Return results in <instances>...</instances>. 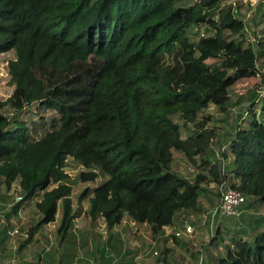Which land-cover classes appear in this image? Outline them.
<instances>
[{
    "label": "trees",
    "instance_id": "16d2710c",
    "mask_svg": "<svg viewBox=\"0 0 264 264\" xmlns=\"http://www.w3.org/2000/svg\"><path fill=\"white\" fill-rule=\"evenodd\" d=\"M236 11L222 0H0V55L15 56L13 91L0 99V258L28 264L21 249L37 241L43 254L30 264H73L87 245L72 229L76 183L86 186L80 200L92 222L111 230L128 216L159 239L178 216L201 211L208 178L245 203L237 217L210 216L216 236L202 264H264V95L242 88L259 76L264 83V40L244 45ZM232 105L239 112L226 131L207 127V109L229 114ZM176 153L197 171L193 179L171 170ZM67 159L83 169L74 179ZM28 201L36 218L10 235ZM230 219L239 220L234 228ZM54 222L59 248L40 234ZM25 231L18 250L5 253ZM172 240L164 237L153 264H171L174 250L188 247ZM123 243L109 233L100 260L133 264Z\"/></svg>",
    "mask_w": 264,
    "mask_h": 264
},
{
    "label": "rangeland",
    "instance_id": "374dc122",
    "mask_svg": "<svg viewBox=\"0 0 264 264\" xmlns=\"http://www.w3.org/2000/svg\"><path fill=\"white\" fill-rule=\"evenodd\" d=\"M222 1L225 4L231 3L237 10V17L244 22L245 30L247 32L246 41L244 43L245 46H255L257 42L264 40V0ZM200 32H203V27L200 29ZM14 57L12 51L0 55V99L3 100L8 98L13 91V85L10 83V75L8 73V63L10 60H13ZM258 66L264 76V58H261L258 61ZM242 88H254L260 96L264 95V83H261L260 76L251 79L249 82L245 83ZM239 92L242 91L240 90ZM229 96L233 104L237 100L238 93L230 90ZM238 109V106L232 105L230 106L229 114H220L215 108L210 107L205 111L211 118L207 127H213L216 129L217 134H221L223 131L227 130L228 122L235 119V116L239 112ZM5 112L6 114L11 115L10 108H7ZM174 121L183 126V123L177 118H174ZM188 127L192 129L193 125H189ZM182 130L183 137H186L187 129L182 127ZM214 144L216 148H218L220 145L219 140L215 139ZM82 170L83 169L76 165L71 159H67L65 171L72 179H74ZM171 170L188 179H193L197 173V171L192 169L179 153L175 154V160L171 164ZM96 184H101V181L99 180ZM201 186L206 190L204 191V194L200 196L201 211L198 213L191 212V215L188 217L178 216L177 225L173 228H167L164 233V237L168 239V245L173 246L172 237L175 236L176 232H181L184 229V227L181 228V226H179L180 222L192 227V232L188 234V236L183 235L182 238L176 237L177 240H187L188 247L183 249L176 248L170 257L171 264H202L204 261L202 248L204 245L209 244L216 236L217 223H213L212 221L210 223V216L219 203V197L216 198L213 194L219 191L220 187L210 183L208 178L204 179ZM84 189H86L85 185L76 183L72 187V193L70 195L72 213L73 216H75L72 220L73 232L78 237V240L82 238L87 239V245L84 248H81L80 246L78 247L77 256L75 257L73 264H108L107 262L100 260V253L97 252V249L99 246H102V241L106 240L109 233L119 234L124 242L123 248L132 251L131 257L133 264H153L152 261L155 257L154 252H159V248L165 245L164 237L159 239L153 238L149 229L144 226H138L128 216H124L121 223L113 227L111 230H109L100 219L96 222H92L86 214L88 209V199L84 198L80 200V195ZM205 194L206 196H204ZM209 197L213 198V204L209 202ZM28 202L30 203H27L26 206L21 209L25 212L20 219L22 222L27 219L36 218L33 202ZM60 212L61 209L58 212V216H60ZM58 218L59 217H57V222ZM207 220L209 222L208 225L206 224ZM238 221L239 220L230 219L228 220V224L234 228ZM57 222L43 228L40 234L45 235L49 240L50 246L59 248V236L55 231L58 224ZM231 234L232 233H229V236ZM36 239L38 240V236ZM42 243L43 242L37 243L36 241L32 249H27L26 252L23 253L28 261L32 260V262H34L39 255L43 254L44 248L42 247L44 246V243ZM213 252L215 255L220 254L219 251L216 250ZM220 252L222 251L220 250ZM198 253L199 255L196 257L197 259H195L193 254L195 256ZM80 259L81 261H79ZM54 263L56 264V261ZM111 264H115V261Z\"/></svg>",
    "mask_w": 264,
    "mask_h": 264
},
{
    "label": "built area",
    "instance_id": "2783aa9c",
    "mask_svg": "<svg viewBox=\"0 0 264 264\" xmlns=\"http://www.w3.org/2000/svg\"><path fill=\"white\" fill-rule=\"evenodd\" d=\"M21 198L18 197L17 200ZM245 203L244 196L237 190L227 188L223 184L220 186V197L219 203L216 206L215 210L212 212L211 216L214 218L215 216H223V217H237L240 215L242 206ZM192 232V227L190 225H185L183 231L176 232L175 237L182 238L183 235L188 236ZM14 232H10L12 235ZM156 255L157 253L154 252ZM2 264H15L12 261H4Z\"/></svg>",
    "mask_w": 264,
    "mask_h": 264
},
{
    "label": "crops",
    "instance_id": "0c3cea01",
    "mask_svg": "<svg viewBox=\"0 0 264 264\" xmlns=\"http://www.w3.org/2000/svg\"><path fill=\"white\" fill-rule=\"evenodd\" d=\"M25 214V212L24 211H22V210H20V211H18V213L17 214H15V215H13L12 216V218L10 219V225H15L16 224V227H14V231H16L17 229H18V226L21 224V223H23V222H29V221H27V220H30V219H27V220H25V221H21L20 219H21V217H22V215H24ZM3 216H1V221H0V223H3ZM167 230V229H166ZM13 230H12V232H14ZM10 233V232H9ZM21 236L22 237H19V238H16L15 237V241H10L11 242V244L10 243H7V246H9V247H7V248H3V250H4V252L5 253H10V251L11 252H13V251H16V250H18V248H19V245H22L21 244V242H23L24 240L26 241V237H27V234H26V231H25V234H21ZM23 239V240H22ZM16 240L17 241H19L18 243L16 242ZM10 244V245H9ZM11 249V250H10ZM26 247H23L22 249H21V253L23 254L24 252H26ZM4 252H3V254H4ZM2 258H0V264H2V262H4L5 260H3ZM32 261V260H31ZM31 261H28L27 259H26V263H28V264H30L29 262H31Z\"/></svg>",
    "mask_w": 264,
    "mask_h": 264
}]
</instances>
